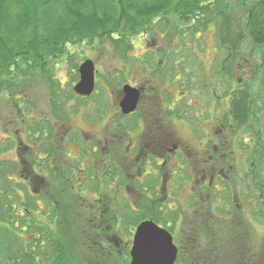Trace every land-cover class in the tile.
I'll use <instances>...</instances> for the list:
<instances>
[{
    "label": "flooded vegetation",
    "instance_id": "obj_1",
    "mask_svg": "<svg viewBox=\"0 0 264 264\" xmlns=\"http://www.w3.org/2000/svg\"><path fill=\"white\" fill-rule=\"evenodd\" d=\"M262 67L258 98L260 89H264ZM181 69L174 66L168 85L163 84L155 92L153 83H124L117 92L112 91L114 97L107 108L105 99L92 97L99 95L96 67L92 95L66 98V103L89 102L90 110L95 112L86 114V123L92 129L87 128L85 136L82 129L78 134L80 127L74 130L66 121L77 110L64 107L66 114H52L65 129L61 140H56L54 124L47 125L50 119H46L40 125L46 133L39 132L32 140L38 144L33 154L28 152L32 148L29 145L22 154L18 149L12 161L15 172L19 170L22 183L32 185L35 191V217L31 218L35 230L39 229L35 236L40 241L39 257L45 243H50L49 251L54 256L60 225L71 222L79 232L91 234V252L85 264H132L138 228L143 222H153L172 235L178 250L175 264H214L215 258H205L210 243L193 246L190 235L201 230L200 223L208 221L209 214L214 215L217 202H222L227 211L235 203L244 215L249 213L244 204L257 206L247 218L260 211L264 193L254 202L248 198L244 203L225 186L232 185L234 190L242 185L237 178L240 162L250 157L247 171L254 173L264 160V138L256 132L244 134L248 131V114L255 112L247 101L255 82L227 74L224 83L231 87L224 103L218 85L209 84L203 106L198 92H185L189 86L180 81L184 76ZM127 84L140 94L136 109L129 114L121 108ZM193 84L194 81L192 87ZM180 123L186 126L187 133L179 128ZM220 185L224 192L230 191L232 203L217 198L222 191ZM23 214L18 225L22 223L25 231L26 223H32ZM66 215L69 218L64 220ZM42 231L48 237H43Z\"/></svg>",
    "mask_w": 264,
    "mask_h": 264
},
{
    "label": "rangeland",
    "instance_id": "obj_2",
    "mask_svg": "<svg viewBox=\"0 0 264 264\" xmlns=\"http://www.w3.org/2000/svg\"><path fill=\"white\" fill-rule=\"evenodd\" d=\"M253 4L252 0H234L228 3L230 8L226 9V14L230 15L235 21V27L238 28H236L237 31L232 30L230 33L231 37L237 38L240 31L239 28L244 29V37L240 40L238 49H234V51H232L233 46L231 43L227 44L221 39L223 36H227L223 27H221L220 22H222V19H214L208 25H201L198 21L197 24L185 21L183 25L180 27L175 26L177 28L174 29L169 27L168 30L165 29L163 31L164 27L161 26V28L153 29V34L151 31L137 34L132 38L133 48L128 52L126 58L121 57L119 53L114 51L110 43H106V46L97 49L86 44L70 45L68 49L72 54L68 58L65 56L51 61L52 63L48 69L55 85L54 98L60 100L62 102L60 104H64L68 97L72 99V88L80 79L79 73L77 75L74 68L76 65L80 66L86 59H93L96 63L99 98L106 100L107 108L110 106L108 104H111L110 98L114 97L112 94L117 92L124 83H134L133 81L153 83L154 92L159 90L163 84L166 83L168 85L170 73L173 72L174 66L183 68L181 71L184 72V76L180 81H185L187 87L189 86L185 92H198V97H200L203 106L208 99L206 87L209 84L218 85L217 91L223 95L222 103H224L228 88L231 87L230 83H224L225 75L233 73L235 77L242 78L246 82H255L254 84H256L252 88L253 90H250L249 98L247 95L248 106L253 105L252 109L255 112L250 114V109L248 110L249 114L246 124L248 131L244 134L256 132L258 137L264 138V89H260L262 94L259 98V89H257L263 75L261 67L264 46L255 45V41L249 33L250 29L246 27L250 8ZM201 15L204 16L203 19L205 17L210 18L207 14ZM199 29L201 33L197 31ZM211 67L213 68L211 69ZM262 68L264 69V67ZM206 70L209 71L206 72ZM44 71V69L36 67L31 70L25 68L21 72L23 73L21 74L22 76L26 73L27 76H24L21 80L17 99L13 98L10 100L7 92L0 94V169L10 170V165L16 167L12 161L16 159L18 149V153L22 154L21 151L26 150L25 147L29 145L32 148L28 152L33 154L38 144L32 141L34 139L29 137V135L32 136L41 132L44 127L42 128L40 125H44V120L50 119L49 122H46L48 123L47 125L50 123L54 124V133L57 132L58 137L56 140H61L65 134V129L60 127L61 123L55 122L53 119L52 114L54 112L48 98L50 87ZM176 88L182 94V90L178 85H176ZM153 98L155 99V97ZM193 101H197V98H193ZM88 104L89 102L87 101L81 102L78 100L68 101L65 104L66 109L71 107L72 111L77 110V112H71V115L66 120L67 125L72 126L74 130L77 129L76 127H80L78 134L83 132L84 136L88 130L87 128L92 129L86 123V114H94L95 112L90 110ZM178 126L184 133H187L186 126L181 123ZM81 129L82 132L80 133ZM262 132L263 135H261ZM260 144L262 145V141ZM238 157H242L241 153H238ZM250 161L249 157L246 162L242 161V163H239L241 168L239 167L237 178L242 185L237 186L234 190H232V185H225L230 187L231 194L239 195L242 198L241 200H244V203H247L246 200L248 198H251L254 202L257 200L258 194L264 193V160L260 162V170L254 173L247 171ZM7 162L11 164L9 165ZM233 171H236L235 168ZM3 177H0V264L6 255L12 254L20 248L30 249L33 247L35 243L34 236H38L39 231V229L37 230L36 228L35 230L34 226H32V230L36 231V233L34 236H29L27 229H25L26 232L23 231L22 223L16 224L19 216L14 215L13 211L10 213L14 221L10 220V217L8 219L5 216L3 211H10V206L13 204V209H16L14 210L15 213L20 208L24 213L23 215L28 217L24 208L29 207L33 212L36 204L35 191L32 185L26 183L25 186L22 183L23 176L19 170L17 172H7L6 178L3 179ZM232 182L233 180L229 183L232 184ZM218 188L222 191L224 190L222 185ZM222 191L218 192L217 198L222 197L226 201L232 199L230 191L228 193L223 191L224 195H222ZM8 194L11 195L9 196V199L12 198L11 200L7 198ZM21 194L25 196L24 199L22 196L21 198L20 196L17 197ZM6 200L9 201L5 203ZM217 204L221 205L223 203L217 202ZM244 208L249 210V213L246 212L247 215L250 214L252 209H256L257 206L250 208V204H244ZM262 208L260 206V212ZM215 216H217V213ZM67 217L69 218L66 215L64 220ZM256 217L258 216H252V236L264 264V220ZM73 226L74 224L71 222L60 225L61 231L58 234L62 239L59 238L64 241V246L67 249L66 255H63L64 258H62L63 261L59 262L58 257L55 255L47 257L46 255L50 253L49 250L52 246L50 243H45V249L42 251L41 256L37 258L40 261L39 264H85L87 262L89 258L87 253L91 252L88 247L92 239L90 238L88 242L91 234L81 233ZM41 233L43 237L47 236L45 235L46 232L42 231ZM36 251H38L37 247Z\"/></svg>",
    "mask_w": 264,
    "mask_h": 264
},
{
    "label": "trees",
    "instance_id": "obj_3",
    "mask_svg": "<svg viewBox=\"0 0 264 264\" xmlns=\"http://www.w3.org/2000/svg\"><path fill=\"white\" fill-rule=\"evenodd\" d=\"M231 1L234 0H0V94L7 92L10 100L17 99L21 80L27 76V73L22 76L21 72L25 68L30 70L36 67L42 68L48 79L50 87L48 98L54 114H66L64 110L66 102L60 104L62 102L54 98L55 85L48 69L51 61L65 56L68 58L72 54L68 49L70 45L86 44L97 49L110 43L114 51L126 58L133 48L132 38L135 35L150 31L153 34V29L161 26L164 27L163 31L168 30L169 27L174 29L177 28L175 26L183 25L185 21L191 24L193 22L197 24L198 21L201 25H208L214 19H222L221 27L227 36L221 39L227 44L231 43L234 51L238 49L240 40L244 37V29L239 28L237 38L231 37L232 30L237 31L235 21L226 14V9L230 8L228 3ZM252 1L254 4L250 8L246 27L250 29L249 33L255 45L262 47L264 46V0ZM201 14H207L210 18L203 19L204 16ZM262 61L264 62V54ZM74 69L78 75L79 65ZM72 89L71 97L74 98L76 93L74 88ZM92 96L99 98L100 95ZM51 131L53 129H50L49 133ZM41 132L46 133L43 130ZM35 135L29 137L34 139ZM7 164L10 165L9 162ZM15 171L16 167L10 165V170L0 169V177L4 176V179L7 172ZM9 196L11 195H7L8 199ZM19 196L23 199L25 197L23 194L17 197ZM228 202H231V199ZM234 204L231 211H227L223 205H217V216L215 213L214 215L207 213L209 220L201 222V230L190 235L193 246L210 243L205 258H215L214 264H263L252 236V217L247 218L243 210ZM13 207L12 204L11 210L3 213L14 221L11 217L13 211L14 215L19 216L16 221L18 224L23 212L18 207L15 213L16 209ZM261 207H263L261 212L254 211L253 214L264 220V203ZM24 210L28 214L27 221L30 218L29 221L33 224L31 217L35 211L32 212L29 207ZM32 224L26 223L29 236H34L36 233L31 228L34 226ZM47 234L46 232L45 235ZM34 239L33 247L20 248L6 255L1 264H39L36 247H39L40 241L35 236ZM55 243L54 255L58 257L59 262H62L67 249L60 238L56 239ZM50 255L51 253L46 256Z\"/></svg>",
    "mask_w": 264,
    "mask_h": 264
},
{
    "label": "water",
    "instance_id": "obj_4",
    "mask_svg": "<svg viewBox=\"0 0 264 264\" xmlns=\"http://www.w3.org/2000/svg\"><path fill=\"white\" fill-rule=\"evenodd\" d=\"M79 74L80 79L74 87L75 93L82 97L92 95L96 86L95 61L86 59L79 66ZM124 93L121 108L125 114H129L136 109L140 94L138 89L129 84L124 86ZM132 253V264H175L178 250L168 231L153 222H143L138 228Z\"/></svg>",
    "mask_w": 264,
    "mask_h": 264
}]
</instances>
